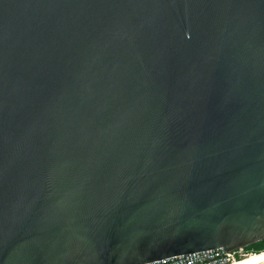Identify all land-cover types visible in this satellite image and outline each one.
Returning <instances> with one entry per match:
<instances>
[{
    "label": "water",
    "instance_id": "obj_1",
    "mask_svg": "<svg viewBox=\"0 0 264 264\" xmlns=\"http://www.w3.org/2000/svg\"><path fill=\"white\" fill-rule=\"evenodd\" d=\"M262 241L264 0H0V264Z\"/></svg>",
    "mask_w": 264,
    "mask_h": 264
},
{
    "label": "built area",
    "instance_id": "obj_2",
    "mask_svg": "<svg viewBox=\"0 0 264 264\" xmlns=\"http://www.w3.org/2000/svg\"><path fill=\"white\" fill-rule=\"evenodd\" d=\"M252 254L256 253L249 252L246 248H240L231 252H225L222 249H218L174 256L147 264H232L234 261L241 260Z\"/></svg>",
    "mask_w": 264,
    "mask_h": 264
},
{
    "label": "bare ground",
    "instance_id": "obj_3",
    "mask_svg": "<svg viewBox=\"0 0 264 264\" xmlns=\"http://www.w3.org/2000/svg\"><path fill=\"white\" fill-rule=\"evenodd\" d=\"M264 260V252L252 254L248 257L242 258L241 260L234 261L232 264H255Z\"/></svg>",
    "mask_w": 264,
    "mask_h": 264
},
{
    "label": "trees",
    "instance_id": "obj_4",
    "mask_svg": "<svg viewBox=\"0 0 264 264\" xmlns=\"http://www.w3.org/2000/svg\"><path fill=\"white\" fill-rule=\"evenodd\" d=\"M254 251V253H261V252H264V241L258 243V244H255L251 247Z\"/></svg>",
    "mask_w": 264,
    "mask_h": 264
},
{
    "label": "flooded vegetation",
    "instance_id": "obj_5",
    "mask_svg": "<svg viewBox=\"0 0 264 264\" xmlns=\"http://www.w3.org/2000/svg\"><path fill=\"white\" fill-rule=\"evenodd\" d=\"M251 247H252V246L246 248V250L249 251V252H254L255 250H253Z\"/></svg>",
    "mask_w": 264,
    "mask_h": 264
}]
</instances>
